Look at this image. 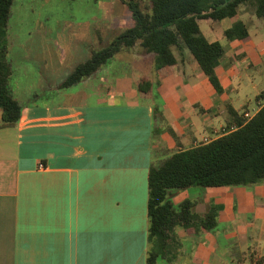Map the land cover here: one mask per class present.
<instances>
[{
    "label": "crops",
    "instance_id": "1",
    "mask_svg": "<svg viewBox=\"0 0 264 264\" xmlns=\"http://www.w3.org/2000/svg\"><path fill=\"white\" fill-rule=\"evenodd\" d=\"M237 19L249 36L227 40ZM222 20H204L209 34L198 20L224 44L220 93L188 51L181 69L161 75L151 53L132 48L76 84L85 91L77 101L25 104L12 88L24 108L14 124L0 109V264H264V181L173 189L175 205L189 199L200 216L213 207L216 225L176 226L148 260L150 165L219 135L229 105L248 118L264 103V21L245 6ZM157 107L175 137L154 132Z\"/></svg>",
    "mask_w": 264,
    "mask_h": 264
},
{
    "label": "trees",
    "instance_id": "2",
    "mask_svg": "<svg viewBox=\"0 0 264 264\" xmlns=\"http://www.w3.org/2000/svg\"><path fill=\"white\" fill-rule=\"evenodd\" d=\"M133 24L117 34L108 45L92 49L90 57L78 62L59 82L67 88L91 76L123 49L139 45L154 57L158 74L178 71L188 51L218 93L222 91L215 67L224 55L221 40H209L198 20L212 22L236 18L241 6L251 8L264 21V0H148L142 7L138 0H123ZM14 0H0V109L3 124H14L24 105L15 98L11 79L12 63L8 49V23ZM227 40L246 39L248 27L237 19L224 29ZM151 82L142 79L138 89L147 92ZM264 98V94L262 95ZM229 122L220 134L175 150L150 165L148 173L149 262L161 253L176 226L187 228L193 222L206 229L216 225L213 207L203 216L193 212V202L179 205L172 201L173 189L190 186L248 185L264 181V103L250 117L228 106Z\"/></svg>",
    "mask_w": 264,
    "mask_h": 264
},
{
    "label": "rangeland",
    "instance_id": "3",
    "mask_svg": "<svg viewBox=\"0 0 264 264\" xmlns=\"http://www.w3.org/2000/svg\"><path fill=\"white\" fill-rule=\"evenodd\" d=\"M138 1L142 7L148 4V0ZM231 19L222 20L219 26L228 24ZM202 23L201 28L209 34L205 21ZM132 24L130 11L123 0H14L7 29L9 56L15 66L10 83L12 88L18 96L26 94L25 104L82 99L84 88L76 85L56 92L57 83L78 62L89 58L92 49L108 45ZM257 25L264 30L261 22ZM216 35L215 30L211 36ZM131 51L134 54L141 49L135 45ZM123 53H129V50H121L102 68L112 61L120 62ZM167 121L157 107L154 132L158 135L170 131L175 137Z\"/></svg>",
    "mask_w": 264,
    "mask_h": 264
},
{
    "label": "built area",
    "instance_id": "4",
    "mask_svg": "<svg viewBox=\"0 0 264 264\" xmlns=\"http://www.w3.org/2000/svg\"><path fill=\"white\" fill-rule=\"evenodd\" d=\"M245 116H248V114L246 113ZM39 167H43V164L40 163ZM245 264H262V262L259 260L258 257H252L251 261L249 263H245Z\"/></svg>",
    "mask_w": 264,
    "mask_h": 264
}]
</instances>
